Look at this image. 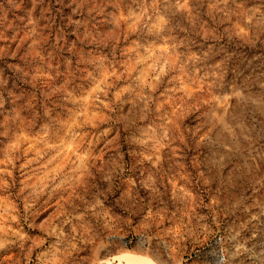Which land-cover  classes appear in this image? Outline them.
<instances>
[{
	"label": "clouds",
	"instance_id": "9594fccd",
	"mask_svg": "<svg viewBox=\"0 0 264 264\" xmlns=\"http://www.w3.org/2000/svg\"><path fill=\"white\" fill-rule=\"evenodd\" d=\"M5 113L0 264H264V0H0Z\"/></svg>",
	"mask_w": 264,
	"mask_h": 264
},
{
	"label": "rangeland",
	"instance_id": "374dc122",
	"mask_svg": "<svg viewBox=\"0 0 264 264\" xmlns=\"http://www.w3.org/2000/svg\"><path fill=\"white\" fill-rule=\"evenodd\" d=\"M23 7H30L29 4H27V2L25 3V5H23ZM177 15H179V13H177ZM9 87L11 88L12 85L9 84ZM23 87V86H21ZM14 91H19V88H13ZM7 107V106H6ZM6 113L4 116H0V120H3L6 118ZM26 136L27 135H30L29 133H24ZM0 139H3L4 140V144L7 145L9 143V141L7 140L6 137H0ZM68 149L70 150L72 145L71 143H69V145L67 146ZM56 211L55 209V205L53 203V206L52 207H47L45 209V211L41 214V218H47L48 216H51L54 212ZM12 255V253H4L2 256H0V262H3V261H7V259Z\"/></svg>",
	"mask_w": 264,
	"mask_h": 264
}]
</instances>
